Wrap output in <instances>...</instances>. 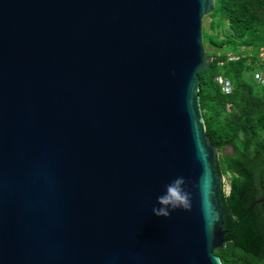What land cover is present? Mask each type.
I'll use <instances>...</instances> for the list:
<instances>
[{
  "label": "water",
  "instance_id": "1",
  "mask_svg": "<svg viewBox=\"0 0 264 264\" xmlns=\"http://www.w3.org/2000/svg\"><path fill=\"white\" fill-rule=\"evenodd\" d=\"M214 6L0 0V264H223L199 93ZM181 176L191 211L154 215Z\"/></svg>",
  "mask_w": 264,
  "mask_h": 264
},
{
  "label": "trees",
  "instance_id": "2",
  "mask_svg": "<svg viewBox=\"0 0 264 264\" xmlns=\"http://www.w3.org/2000/svg\"><path fill=\"white\" fill-rule=\"evenodd\" d=\"M208 16L203 39L214 59L199 72L200 101L219 149L217 170L230 185L222 192L228 241L215 253L223 264H264V83L253 75L264 70V0H215ZM227 51L240 59L221 66L217 53ZM217 75L232 80V93L222 91Z\"/></svg>",
  "mask_w": 264,
  "mask_h": 264
},
{
  "label": "clouds",
  "instance_id": "3",
  "mask_svg": "<svg viewBox=\"0 0 264 264\" xmlns=\"http://www.w3.org/2000/svg\"><path fill=\"white\" fill-rule=\"evenodd\" d=\"M186 181L184 177H177L165 186V191L157 197L159 207H153L152 212L158 217L168 218L171 212L182 208L185 211H191L192 194L186 190ZM202 207L210 203L211 183L205 174H202L199 182Z\"/></svg>",
  "mask_w": 264,
  "mask_h": 264
},
{
  "label": "built area",
  "instance_id": "4",
  "mask_svg": "<svg viewBox=\"0 0 264 264\" xmlns=\"http://www.w3.org/2000/svg\"><path fill=\"white\" fill-rule=\"evenodd\" d=\"M243 48L244 47H242V49ZM223 54L225 55L224 57H223ZM217 55H218V58H217L218 64L221 66L224 65L225 62H228V61H237L240 59V56H241L240 54L232 52V51L218 52ZM261 56L264 58L263 55H261ZM253 75H254V79L256 81L264 83V70L263 69L253 71ZM216 81L221 85L222 91L225 94L232 93L233 83H232V80L230 78H228L224 75H217Z\"/></svg>",
  "mask_w": 264,
  "mask_h": 264
},
{
  "label": "rangeland",
  "instance_id": "5",
  "mask_svg": "<svg viewBox=\"0 0 264 264\" xmlns=\"http://www.w3.org/2000/svg\"><path fill=\"white\" fill-rule=\"evenodd\" d=\"M211 21V18L207 15L204 17L203 19V27H208L209 26V22ZM209 30L211 31V29L209 28ZM260 55L264 56V47L261 48V52ZM225 177V181H224V189L225 191L228 193L230 190V185H229V178L227 175H224Z\"/></svg>",
  "mask_w": 264,
  "mask_h": 264
}]
</instances>
